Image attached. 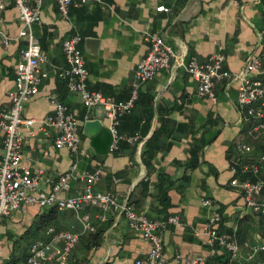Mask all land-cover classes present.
Wrapping results in <instances>:
<instances>
[{
	"label": "crops",
	"instance_id": "0c3cea01",
	"mask_svg": "<svg viewBox=\"0 0 264 264\" xmlns=\"http://www.w3.org/2000/svg\"><path fill=\"white\" fill-rule=\"evenodd\" d=\"M102 1L72 0L64 19L57 11V0H42L40 22L33 32L47 61L22 116L40 120L51 114L52 96L76 118L80 144L74 156L55 147L53 130L45 135L36 125L23 129L22 165L32 175L42 171L39 190L49 192L48 180L65 174L77 162L69 190L58 198L81 193L85 173L100 168L102 176L94 190L112 192L119 205L128 203L150 219L176 216L178 225L163 233L166 264H177L176 256L208 253L204 224L212 209L204 207L202 199L215 202L222 218L220 231L237 228L240 246L263 240L260 217L244 208L242 197L230 185L237 147L246 144L254 155V132L247 130L237 107L239 81L216 82L217 100L212 103L198 97L197 83L185 65L192 57L203 62L220 52L225 58L223 70L237 73L249 58L264 53V0ZM160 6L168 11H156ZM20 28L18 11L8 2L0 22V39H9L7 46L0 40V108L9 107V93L15 87L16 67L25 46L17 37ZM75 34L82 37L79 47L88 89L116 101L130 99L134 70L148 53L151 38H161L173 52L170 67L138 87L131 113L120 121L122 139L115 151L103 152V140L94 141L100 128L109 129L102 109L86 110L81 98L69 92L58 76L59 68L67 66L62 42ZM252 78L264 83V68ZM193 149H197L194 157ZM105 215L101 221L100 210L90 206L78 214L24 206L0 219V264H26L30 245L47 241L45 231L51 226L80 235L69 264H132L144 258L149 245L129 228L122 210L112 209ZM81 218H87L98 235L84 233ZM260 258L252 264H260Z\"/></svg>",
	"mask_w": 264,
	"mask_h": 264
},
{
	"label": "built area",
	"instance_id": "2783aa9c",
	"mask_svg": "<svg viewBox=\"0 0 264 264\" xmlns=\"http://www.w3.org/2000/svg\"><path fill=\"white\" fill-rule=\"evenodd\" d=\"M12 3L18 11L21 28L18 38L25 41L20 52L19 63L16 67L15 87L9 93L10 105L0 108V146L2 160L0 162V219L8 218L24 206H36L40 209L56 208L59 211H71L76 214L86 206L100 210L101 221L106 220V213L120 208L129 228L139 234L149 245L144 258L136 259L132 264H166L163 251V233L170 227L178 225L176 216L162 219H150L138 213L128 203L119 205L112 192L94 190L102 176V170L96 168L86 172L83 177L84 188L81 193L72 197L58 198V194L69 190V183L77 167L74 162L69 170L58 178L48 180L50 191L39 190L42 171L32 175L30 170L22 165V147L24 135L22 130H30L37 126L38 130L47 135L54 131L53 143L55 147L66 150L76 156L80 144L78 122L67 108L49 97L54 110L40 120L26 119L22 116L23 105L36 92L40 83V68L47 58L42 53L40 44L33 32V26L40 22L42 0H0L1 14L7 3ZM72 0H57V11L66 19ZM82 4H102V0H80ZM158 12H167L164 6L156 8ZM1 42L7 46L9 39L1 37ZM82 37L75 34L62 42V52L66 67L59 68V78L65 83L69 92L81 98L86 110L96 107L102 109L104 116L109 120V132L112 136L110 151L118 149L121 136L118 132L120 120L129 115L137 100L138 87L154 78L157 72L170 67L174 58L171 48L161 38H151L150 48L146 56L137 64L134 70L133 91L129 100L116 101L98 91L88 89V73L85 60L79 45ZM224 56L217 52L211 54L201 62L190 58L185 65V71L197 83V95L200 98L215 103L217 98L214 92L216 82L221 80H238L237 107L243 114L244 120L248 117L262 119L264 114L255 104L264 100V83L252 78L264 68V53L251 57L244 67L237 73L223 70ZM264 130V123H259L253 132ZM30 134V133H29ZM238 156L231 162L233 178L232 188L242 197L244 208L260 217L264 226V156L254 157L246 144L237 147ZM204 207L211 208V214L204 224V234L208 253L194 258L176 256L177 264H252L260 255H264V239L258 242L245 241L241 246L237 242V228L230 232L220 231L218 224L222 218L211 199H202ZM84 233H95L96 228L87 218H81ZM48 240L35 242L30 245L26 264H46L56 261L57 264H69L71 254L79 243L80 235L60 231L48 227L45 231Z\"/></svg>",
	"mask_w": 264,
	"mask_h": 264
},
{
	"label": "trees",
	"instance_id": "16d2710c",
	"mask_svg": "<svg viewBox=\"0 0 264 264\" xmlns=\"http://www.w3.org/2000/svg\"><path fill=\"white\" fill-rule=\"evenodd\" d=\"M255 107L256 108H260L263 111V114H264V100L256 103ZM259 121L264 123V116L260 120H258L255 117H248L247 120H245V124L247 126V130H253V128L259 123ZM253 136H255V140L253 142V148H254V150H253V154L254 155L253 156H255V157L264 156V130H260L259 133L254 132ZM196 153H197V149L196 150L193 149L191 151L192 157L196 156ZM95 233H93V235H98V233H96V234ZM263 237H264V233H263ZM260 256H261L260 264H264V255H260Z\"/></svg>",
	"mask_w": 264,
	"mask_h": 264
},
{
	"label": "water",
	"instance_id": "95a60500",
	"mask_svg": "<svg viewBox=\"0 0 264 264\" xmlns=\"http://www.w3.org/2000/svg\"><path fill=\"white\" fill-rule=\"evenodd\" d=\"M99 139L103 140V152H106L110 146V144L112 143V136L109 132V130H107V128H100L99 132L97 134V136L95 137L94 141H98ZM102 151V150H101Z\"/></svg>",
	"mask_w": 264,
	"mask_h": 264
},
{
	"label": "rangeland",
	"instance_id": "374dc122",
	"mask_svg": "<svg viewBox=\"0 0 264 264\" xmlns=\"http://www.w3.org/2000/svg\"><path fill=\"white\" fill-rule=\"evenodd\" d=\"M259 133V132H258Z\"/></svg>",
	"mask_w": 264,
	"mask_h": 264
}]
</instances>
